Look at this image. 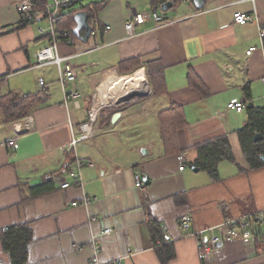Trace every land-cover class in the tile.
Segmentation results:
<instances>
[{"label":"crops","instance_id":"obj_1","mask_svg":"<svg viewBox=\"0 0 264 264\" xmlns=\"http://www.w3.org/2000/svg\"><path fill=\"white\" fill-rule=\"evenodd\" d=\"M21 1L0 0V264H13L3 244L4 232L13 227V245L26 250L23 264H89L95 256L93 238L100 246L97 257L106 264H264V221L252 219L251 239L215 244L208 263L198 258L193 236L264 212V168L251 166L238 134L248 109L264 110L259 34L264 0H256L255 7L248 0H206L201 11L192 0H167L173 7L159 12L168 23L146 22L136 27L134 37H127L124 23L155 7L152 0H106L88 19L92 33L87 41L85 30L79 37L69 34V43L62 37L56 41L60 56H74L77 74L65 88L77 96L66 104L56 67H35L34 54L52 44L49 24L39 18L21 25ZM236 12L250 15L251 21L234 23ZM63 18L58 31L64 30ZM251 47L255 50L247 55ZM134 59L142 63L138 70L146 77L148 94L102 107L94 136L71 147L70 125L79 132L94 96L98 102L107 95L115 80L128 75L129 66L120 63ZM148 61L156 63L154 76L162 82L156 94L143 65ZM41 77L48 88L45 98L39 97ZM26 95L27 115L9 121L17 114L8 113V106ZM230 102H242L245 109L229 110ZM171 106L185 125L175 132L176 148L167 151L160 117ZM104 109H112L109 117ZM115 112L120 116L112 123ZM14 137L18 147L12 150L8 141ZM221 137L227 138L233 160L218 164L214 180L195 165V147ZM179 154L185 158L183 171L178 170ZM75 157L93 166L80 170L82 186L63 189V182L72 181L69 174L78 172ZM135 175L145 176L148 185L136 188ZM21 226L28 235L17 229ZM106 228L110 234H102ZM166 248L172 255L163 262Z\"/></svg>","mask_w":264,"mask_h":264},{"label":"built area","instance_id":"obj_2","mask_svg":"<svg viewBox=\"0 0 264 264\" xmlns=\"http://www.w3.org/2000/svg\"><path fill=\"white\" fill-rule=\"evenodd\" d=\"M252 2L255 7L256 0H248ZM80 5V0H47L42 5H36L32 0H22L17 4V11L19 14V19L21 24L29 25L39 18L46 19L49 24L48 32L51 37L52 44L39 50L34 54V57L37 60L35 67H47L54 65L57 69V81L61 86L64 92V103L68 102L69 98L77 96V93L74 91L66 93L65 88L69 83H72L76 80L77 74L75 67L71 64V59L73 55L60 56L57 53L56 41L59 37L65 38L69 43L68 35L69 33L64 30H57V24L62 20L63 16L72 11H78ZM161 9L159 6L151 8L147 12L134 13L131 17L125 21L124 29L127 37H134L138 34L136 27L139 25H144L146 22H155L157 25H162L168 23L166 18L161 15L159 12ZM251 16L243 14L241 12H236L233 14V22L236 24H246L251 21ZM109 27H105V30H108ZM60 32V33H59ZM259 34L261 40H264V27L259 28ZM255 48L251 47L247 50L246 54L250 55ZM38 87H39V97L45 98L48 92L47 84L44 78H38ZM229 110L235 112H242L245 109V104L242 102H230L227 105ZM101 109V108H100ZM100 109L94 110L92 105L91 109L88 111L86 121L79 126V132L76 131L75 127L70 125L71 133V142L70 146L75 147V145L83 140L90 139L95 134V124L98 118V112ZM31 117L25 119V126L30 128ZM17 132L20 129H15ZM9 147L12 150L18 147L16 137L8 141ZM179 163V171H183L186 167L185 158L183 154H179L176 157ZM76 165L78 172L70 173L71 182H63L61 188H69L72 184L76 186H82V179L80 170L84 166L92 167L91 162H85V159L75 157ZM134 185L136 188H143V181L140 175L134 176ZM74 206L77 204L74 203ZM255 218L258 221H264V212L252 213L246 215L236 220L224 222L219 224L216 227L210 228L208 230H201L194 232L193 236L197 240V249H198V258L205 263H208L211 258L212 250L214 249L215 244L218 242L229 241L234 239H251L253 237L252 228V219ZM92 221H95V218H92ZM189 223V218L184 217L182 219V224L187 225ZM111 229L106 228L102 234H110ZM206 234L209 236L206 237ZM97 238L92 239V246L95 253V256L92 258L89 264H106L102 263L97 257L100 252V246L96 245ZM111 264V263H110Z\"/></svg>","mask_w":264,"mask_h":264},{"label":"trees","instance_id":"obj_3","mask_svg":"<svg viewBox=\"0 0 264 264\" xmlns=\"http://www.w3.org/2000/svg\"><path fill=\"white\" fill-rule=\"evenodd\" d=\"M36 5H42L47 0H32ZM167 0H152L153 5H157L158 3H164ZM81 2V0H80ZM106 0L93 3L87 6H80L78 11H85L87 12L89 19L96 15L98 11L102 9L103 6L106 4ZM154 7V6H152ZM78 11H72L67 13L63 16V24L61 27L68 32L71 37L75 35L73 33V29L75 28V21H74V14ZM21 24V22H20ZM22 25V24H21ZM26 26V25H24ZM263 49H264V40H263ZM155 62H145L143 65H146L144 68L146 69L147 79L149 84L153 90V93H159L163 90L162 82L160 81L158 76H154L156 72L153 68H156ZM120 65L129 66L130 70L129 74L135 73L138 69L142 68V63L138 59L130 60L128 62H122ZM123 77V76H122ZM119 79L115 80L114 83H117ZM247 91V90H246ZM248 95V92H247ZM36 97V96H34ZM30 98L28 95L24 97L18 98L16 103H13L8 106V109L11 111L8 113H15L17 115H13L9 121H15L24 118L29 110V100ZM103 111L108 112V117L112 112V109H104ZM248 120L246 125L239 131V138L241 141L243 152L246 158L249 160L251 166L255 167H262L264 168V158L263 160L260 159L261 156H264V110L259 108H251L248 109ZM100 115V113H99ZM160 123L162 127V141L164 146L168 150H173L176 148V139H175V132L177 129L183 127L185 125L183 121L182 114L179 112L177 107L171 106L168 109L164 110L160 117ZM256 134H260L262 136V140L254 142V136ZM197 151V157L195 159V165L200 169L206 171L212 179H218V164L223 160H233V156L227 141L226 137H221L219 139H215L213 141H207L195 147ZM16 227L9 228L4 232L3 235V244L8 249L11 250V254L13 257V264H23L26 261V250L22 247H18L20 250L18 251L13 245L12 241V231ZM18 230L22 231L25 230V236L28 235L26 231L27 228L25 226H21L17 228ZM27 236V240H28ZM162 241L164 242V237H161ZM26 240V242H27ZM13 242V243H12ZM25 242V243H26ZM167 252H164L165 257H161L163 262L168 261L172 255V251L169 248H166ZM161 251V249H160ZM19 252V253H17ZM17 253V254H16Z\"/></svg>","mask_w":264,"mask_h":264},{"label":"water","instance_id":"obj_4","mask_svg":"<svg viewBox=\"0 0 264 264\" xmlns=\"http://www.w3.org/2000/svg\"><path fill=\"white\" fill-rule=\"evenodd\" d=\"M206 0H192V4L197 11H201L205 7ZM173 7V3L170 1H166L161 4V10L163 12H167L169 9ZM74 21H75V28L73 29V33L79 37V31L85 30V36L83 38L84 41H87V39L90 37L92 33V28L88 24L89 16L84 12H76L74 14ZM251 107V104L248 106V108ZM120 114L119 112H115L111 118V122L114 123L118 118ZM254 142L262 140V136L260 134H256L254 136ZM143 153H145V150H142ZM264 156H261L260 159L263 160ZM190 170L196 172L198 168L195 165H190ZM142 181L144 185H148L147 178L144 176L142 177Z\"/></svg>","mask_w":264,"mask_h":264},{"label":"bare ground","instance_id":"obj_5","mask_svg":"<svg viewBox=\"0 0 264 264\" xmlns=\"http://www.w3.org/2000/svg\"><path fill=\"white\" fill-rule=\"evenodd\" d=\"M123 79L127 81L130 80L134 83L133 89L125 91L124 93H121L124 97H127L135 93L139 96V98H141L147 94V86H146L145 75L143 71L137 70L135 73H133L130 76H123ZM118 93H119V89L117 87H114L112 90H109L106 95L109 102L114 103V101L120 100V97H118ZM95 99H96V96H94V101H93V107L95 111L97 109H100L106 106L104 104H103L104 106L102 104H99V102H97Z\"/></svg>","mask_w":264,"mask_h":264},{"label":"rangeland","instance_id":"obj_6","mask_svg":"<svg viewBox=\"0 0 264 264\" xmlns=\"http://www.w3.org/2000/svg\"><path fill=\"white\" fill-rule=\"evenodd\" d=\"M101 1H104V0H81L80 3H81V5H90V4H93V3H99ZM143 9H144L143 7H141V6L139 7V10H143ZM130 75H132V74H129V75H126V76H130ZM122 79L123 78L121 77L117 83L113 84L114 85L113 87H117L119 89L118 97H120V100L114 101V103H112V102L110 103L109 100L106 99L107 96L104 95L101 98V100L98 101L99 104H102V102H103V104L106 105V106H113V105H116V104L120 103L123 99H124V101H127V100L130 101L131 99H136L138 97V95L135 94V93L129 95L126 98L121 94V93H124L125 91L133 89V87H134V83L132 81H130V80L127 81V80H124V79L122 80ZM145 81H146L147 94H148V83H147L146 77H145ZM98 117H99V115H98ZM97 119L99 120V118H97ZM120 128H121V126L117 127L118 133H122L120 131ZM122 130L125 131L124 128H122Z\"/></svg>","mask_w":264,"mask_h":264}]
</instances>
